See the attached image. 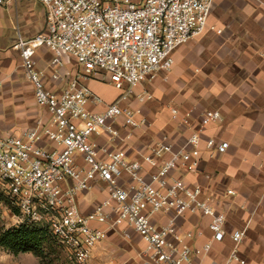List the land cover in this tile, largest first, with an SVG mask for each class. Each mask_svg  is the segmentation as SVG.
<instances>
[{"label": "built area", "instance_id": "2783aa9c", "mask_svg": "<svg viewBox=\"0 0 264 264\" xmlns=\"http://www.w3.org/2000/svg\"><path fill=\"white\" fill-rule=\"evenodd\" d=\"M35 1L45 13L44 29L30 39L17 34L13 49L19 53L35 104L46 110L48 120H38L19 134L0 136V183L17 212L18 225L45 226L70 264H88L93 248L119 225L143 242L136 255L143 264L201 260L213 242L224 238L225 215L216 210L213 192L186 185L176 173L197 170L201 143L211 153L227 150L225 142L202 140L205 128L221 122L219 112L205 110L193 121L191 112L171 110L172 119L186 133L183 144L175 146L162 134L148 144L149 154L140 161L128 160L125 151L111 150L96 139L125 144L134 132L149 127L144 118H135L139 112L131 103L152 100L149 84L160 76L164 80L174 65L173 52L204 32L213 0ZM13 4L14 0H0V7ZM40 49L51 54L49 80L59 83V90L44 86L34 60ZM64 56L75 65L69 78L59 73L65 67ZM94 76L120 93L113 103L104 104L87 87ZM99 106L100 112L90 109ZM119 120L124 134L115 128ZM49 143L54 147H47ZM97 182L105 185L106 198L82 215L76 198ZM168 213L173 216L165 223L155 220ZM187 214L208 219L210 239L200 246L185 241L200 238L201 232H184L175 223ZM93 222L102 228H92ZM244 235L245 228L230 235L233 248L222 264H245L237 254ZM122 237L130 236L123 231Z\"/></svg>", "mask_w": 264, "mask_h": 264}, {"label": "crops", "instance_id": "0c3cea01", "mask_svg": "<svg viewBox=\"0 0 264 264\" xmlns=\"http://www.w3.org/2000/svg\"><path fill=\"white\" fill-rule=\"evenodd\" d=\"M44 25L45 13L35 0H14L13 5L0 7V136L10 132L16 135L38 120H48L46 110L35 104L19 53L13 49L17 34L30 39L41 33ZM173 59L166 78L160 76L149 84L152 100L142 105L131 103V108L139 112L135 118H144L149 127L134 132L125 144H110L107 137L96 141L111 150L125 151L128 160L140 161L141 156L149 154L148 144L162 134L175 146L183 144L186 133L172 119L171 110L179 114L191 112L193 121L205 110L219 112L221 122L205 128L202 140L225 142L227 150L223 154L211 153L201 143L197 170L176 173L186 185L198 184L213 192L216 210L225 215L224 238L213 242L210 252L194 264H222L233 248L230 235L243 228L245 235L237 248L238 257L245 264H264V0H213L207 28L177 48ZM34 60L44 86L59 90L61 85L49 80L51 54L40 49ZM63 62L73 72L74 62L65 56ZM86 85L104 104L113 103L120 94L110 88L114 95H108L103 85L94 82ZM90 109L100 112L103 106ZM120 123L121 120L115 128L124 134ZM47 147L53 148L54 144ZM206 175L209 179L204 178ZM225 190H232L234 195L226 196ZM105 198V185L97 182L76 198V205L82 215H87ZM172 216L159 215L155 220L165 223ZM175 223L184 232H201L200 238L185 241L191 247L210 239L205 217L187 214ZM90 226L102 228L95 222ZM123 231L129 239L122 237ZM143 248L135 233L119 225L93 248L88 264H143L136 258Z\"/></svg>", "mask_w": 264, "mask_h": 264}, {"label": "rangeland", "instance_id": "374dc122", "mask_svg": "<svg viewBox=\"0 0 264 264\" xmlns=\"http://www.w3.org/2000/svg\"><path fill=\"white\" fill-rule=\"evenodd\" d=\"M66 60L65 58V61ZM66 63L68 66V61ZM71 68L75 69V65H72ZM60 70H64L63 72L59 71L61 75H65L68 78L70 77L71 70L66 67ZM89 82H94L98 84V86L103 85L108 95H114V91L112 92L110 89L112 87L107 85L101 76H94ZM9 134L12 135L14 133L10 132ZM16 217L17 212L14 207L10 205L6 190L0 183V233L18 226ZM42 227L45 229V226ZM44 234L43 242L38 248L31 249L27 253L12 256L8 251L0 248V264H70L66 259L63 248L53 239L48 229L45 230Z\"/></svg>", "mask_w": 264, "mask_h": 264}, {"label": "trees", "instance_id": "16d2710c", "mask_svg": "<svg viewBox=\"0 0 264 264\" xmlns=\"http://www.w3.org/2000/svg\"><path fill=\"white\" fill-rule=\"evenodd\" d=\"M16 211V210H15ZM39 224H20L12 229L0 233V248L8 251L12 256L27 253L36 249L43 242L47 229Z\"/></svg>", "mask_w": 264, "mask_h": 264}]
</instances>
